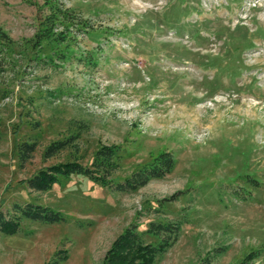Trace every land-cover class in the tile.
<instances>
[{
	"label": "rangeland",
	"instance_id": "374dc122",
	"mask_svg": "<svg viewBox=\"0 0 264 264\" xmlns=\"http://www.w3.org/2000/svg\"><path fill=\"white\" fill-rule=\"evenodd\" d=\"M52 8L75 19L58 15L59 36L41 40ZM21 143L35 145L23 165ZM105 145H121L112 180L161 151L176 165L130 194L83 176L46 192L22 183L58 163L91 167ZM26 202L66 221L0 234V264H101L124 228L150 222L182 223L155 264L218 247L217 264L254 250L264 264V0H0V211Z\"/></svg>",
	"mask_w": 264,
	"mask_h": 264
},
{
	"label": "trees",
	"instance_id": "16d2710c",
	"mask_svg": "<svg viewBox=\"0 0 264 264\" xmlns=\"http://www.w3.org/2000/svg\"><path fill=\"white\" fill-rule=\"evenodd\" d=\"M52 7V6H51ZM74 14L70 10L62 11L54 9L49 16L41 22V30L37 34L41 40H52L59 36L53 32L58 15L62 17L61 22L66 24L74 21ZM79 23V22H78ZM84 29L89 28L88 23L80 22ZM61 34L62 41L65 39ZM65 146L57 142L48 146L45 150L47 157H52ZM35 150V145L21 143L18 146V160L23 165ZM121 145L101 146L94 154L91 167L83 166L76 161H69L51 165L38 171L30 178L24 180L26 188L34 192H46L54 185L59 184L61 179L71 176H83L90 181L111 189L121 194H130L146 186L150 181L162 179L170 174L176 160L169 151H161L156 154L150 162L138 167L130 175L120 179L112 180L110 174L118 168L117 159ZM257 184V182H255ZM173 196V198H175ZM38 222L44 224H58L66 221L65 216L49 207L33 203H14L10 210L0 211V234L3 236H14L21 231L22 222ZM79 225V224H78ZM181 222H150L144 232H139L135 224L124 228L123 231L111 242L103 255L101 264H155L156 260L165 254L176 242L181 230ZM144 235L158 238L157 243H146ZM226 251L225 247H218L207 252L197 264H217V259ZM60 255H62L60 253ZM261 255L260 250H254L244 256L239 264H253ZM66 258L61 256L53 259L47 264H58Z\"/></svg>",
	"mask_w": 264,
	"mask_h": 264
}]
</instances>
